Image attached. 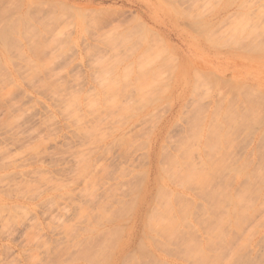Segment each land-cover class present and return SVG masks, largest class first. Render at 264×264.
Returning a JSON list of instances; mask_svg holds the SVG:
<instances>
[{
  "label": "rangeland",
  "instance_id": "374dc122",
  "mask_svg": "<svg viewBox=\"0 0 264 264\" xmlns=\"http://www.w3.org/2000/svg\"><path fill=\"white\" fill-rule=\"evenodd\" d=\"M209 49L262 81L210 73ZM157 127L209 179L161 196L176 227L147 242L133 199ZM205 205L228 209L223 238ZM126 240L121 264H264V0H0V264H113Z\"/></svg>",
  "mask_w": 264,
  "mask_h": 264
},
{
  "label": "bare ground",
  "instance_id": "6f19581e",
  "mask_svg": "<svg viewBox=\"0 0 264 264\" xmlns=\"http://www.w3.org/2000/svg\"><path fill=\"white\" fill-rule=\"evenodd\" d=\"M141 95V94H140ZM141 96H143V94L141 95ZM141 96H139V98L140 99H142L141 98ZM143 97H145V96H143ZM172 108H173V106L171 105V109H170V111L172 110ZM130 124H128L127 123V126H129ZM195 129V128H194ZM162 128H156V130L153 132V135L151 136V138L149 139V141H148V148H147V150L144 152V159H145V162H146V165H147V168H146V170L144 171V178H143V184H142V186L138 189V190H136L135 191V195H134V204H135V208L137 207L138 208V214H140V217H141V221H140V223H141V231L143 230V233H144V236L142 235V241L143 240H145V241H147L148 242V236L149 235H147L148 233H156V232H158V231H160V233H163V232H165L166 233V235H168L167 233H168V231H169V229H170V231L169 232H171L172 231V229L173 228H175L176 226H174L173 227V225H175L174 223H171L170 222V224L171 225H167L166 226V222L167 221H163L162 222V220H159L160 218H158V219H156V217H164L165 216V212L166 211H168V212H171V207L172 206H170L169 204H167L165 201V203L163 202V204L161 203V201H159V199L161 198V196L162 195H164L165 194V197H168V196H173V195H179V196H181V197H186V196H189L190 195V192L188 191V189H189V187H191V185H193L192 183H193V181L196 179H201V180H199L200 182V184L201 185H203V184H205L204 185V187L206 188V186H207V184L205 183L207 180H205L204 178H205V176L209 173L208 171H209V168H208V170H206L205 171V173H203V171H204V169H205V165L203 166V164H201L202 166H203V171L201 170L202 169V167H199V169L197 168V172H198V174L196 173V166H197V164H199V163H197L196 165L194 164V161L192 160V158L193 157H190L191 156V151H190V148L192 149V147H189L190 145H188V147L189 148H185V146H184V148H183V145H186V144H183V143H181V144H183L181 147L180 146H178V147H176L175 149H173L172 151H170V152H162L161 151V149H160V147H156V144L158 143V141L159 140H162V136H161V134H162ZM194 131V130H193ZM186 132V131H185ZM200 137H201V135H200ZM197 139V138H196ZM123 144L129 149V150H133L135 147L133 146V144H132V139H131V135L130 134H127L125 137H123ZM187 146V145H186ZM192 146V145H191ZM184 149H186V150H184ZM186 151L188 152V153H186ZM190 151V152H189ZM189 154V155H188ZM188 158H190L192 161H190V159H189V161H188ZM191 163V164H190ZM192 163H193V166H195L194 168L192 167ZM196 163V162H195ZM201 163V162H200ZM200 166V165H199ZM207 169V168H206ZM200 171H202V173L200 172ZM208 172V173H207ZM196 174V175H195ZM200 174V175H199ZM201 174H203L202 176L204 177H202L201 178ZM204 174H205V176H204ZM198 175H199V177H198ZM259 175H262V174H260L259 173ZM259 175H258V178H260L259 177ZM197 176V177H196ZM262 177H263V175H262ZM206 179H209V174H208V178H207V176H206ZM256 180V179H255ZM260 180H263V178L262 179H260ZM203 181V182H202ZM255 182V181H254ZM260 182V181H259ZM207 183H209V181L207 182ZM257 183H258V181H257ZM261 183V182H260ZM209 185V184H208ZM199 188L198 189H202L201 187H200V185L198 186ZM203 187V186H202ZM208 187V186H207ZM205 188H203V190H205V191H207ZM205 191H202L203 193H202V195L204 194V192ZM213 191V190H212ZM200 192V191H199ZM209 193V192H208ZM207 193V194H208ZM169 194V195H168ZM167 195V196H166ZM210 195V194H209ZM209 195H206L207 196V198H208V196ZM170 196V197H171ZM196 196V195H195ZM205 196V197H206ZM235 196V195H234ZM239 196V195H238ZM237 196V197H238ZM227 198V197H229L228 195L227 196H224V198ZM236 197V198H237ZM193 198V200L191 199V201H193L194 202V198L195 197H192ZM223 198V199H224ZM230 198V197H229ZM262 198V197H261ZM190 199V198H189ZM232 199H233V197H232ZM221 199H219V201H220ZM226 200V199H225ZM224 200V201H225ZM189 201V200H188ZM190 201V202H191ZM211 203H212V201H210ZM214 202V201H213ZM227 202V201H226ZM237 202V201H236ZM186 203V202H185ZM189 203V202H188ZM216 203V202H215ZM234 203V202H233ZM232 203V204H233ZM160 204H161V207L165 204V208H164V206L161 208L160 207ZM187 204V203H186ZM186 204H185V208H184V211L186 210V209H188L187 208V206H186ZM189 204H192V203H189ZM206 204H208V203H206ZM220 205V203H218L217 202V205ZM221 204H222V202H221ZM232 204H231V209L233 210V208L235 209V207H234V205L236 206V204H233V206H232ZM209 205V204H208ZM208 205H205V208H209L210 206H208ZM216 204H212V206H217ZM223 206H217L218 207V211H220V210H222V209H225V205L224 204H222ZM229 205V204H228ZM227 205V206H228ZM241 205V203L239 204V208L241 207L242 208V206H240ZM170 208V211L167 209L168 207ZM211 206V208H213ZM217 207L214 209L213 208V210H215V211H213L211 208H209L210 209V211L212 210L213 212H214V214L213 215H216L215 214V212H216V210H217ZM222 207V208H221ZM238 208V204H237V209H235V210H233V212H231L232 210L230 209L229 211H230V213H235L236 212V210H238L239 209ZM240 208V209H241ZM160 209H162L161 211H160ZM166 210V211H165ZM191 210V209H190ZM203 210V209H202ZM205 210V209H204ZM242 210V209H241ZM182 213H180L182 216H185L186 214L182 211V209L180 210ZM208 211V214L210 215L211 214V216H212V213H210L209 212V210H207ZM227 211H228V209H227ZM227 211H224L223 210V212H225V214H228V213H226ZM163 212H164V214H163ZM186 212V211H185ZM187 212H188V210H187ZM189 212H191V211H189ZM189 212H188V214H189ZM237 212H239V211H237ZM161 213H162V215H161ZM221 213V212H220ZM138 214L137 215H135V217H137L138 216ZM185 214V215H184ZM224 213H221L220 215L219 214H217L216 215V217H217V219L214 217H212V218H209L208 220L209 221H212L213 220V222H209L210 224L211 223H213V224H211V226H210V230H212V231H214V225H215V227L218 225V228H220L221 226H222V224L224 223V220H223V218L225 219V217L224 216H222L223 218H221V215H225ZM160 215V216H159ZM221 218L220 220H218L219 219V217ZM226 216V215H225ZM190 217V216H189ZM207 217H208V215H207ZM229 217V216H228ZM234 218V217H233ZM232 218V219H233ZM236 218H238V217H236ZM182 219L184 220V219H186L185 217H182ZM218 220V221H217ZM223 220V221H222ZM227 220H229V218L227 219L226 218V223H229V221H227ZM231 220V219H230ZM235 220V219H234ZM232 221V220H231ZM216 222V223H215ZM235 221H233L232 223H234ZM220 223H222L221 224V226H220ZM235 224H238V220L236 221V223ZM212 225H213V228H212ZM227 225V224H226ZM166 226V227H165ZM220 226V227H219ZM224 226H225V223H224ZM224 226H223V228H224ZM170 227V228H169ZM167 230H166V229ZM217 228V227H216ZM222 228V227H221ZM219 229L218 231L215 229V232H217V233H215V232H212L211 233V231L209 230V228H208V234L209 233H211V234H209V236H213L214 238H218L219 239V237H220V235H221V237L220 238H223V236H222V234L223 235H225V232H224V229L222 228V229ZM221 230V231H220ZM214 233V234H213ZM218 235V236H217ZM165 236V235H164ZM216 236V237H215ZM166 237H168L169 238V235L168 236H166ZM212 237V238H213ZM130 238V237H129ZM128 238V239H129ZM210 240H212V239H208V238H206V240H205V242L206 243H204L203 244V248L205 247L206 249H205V252H207V247H206V245L207 246H209V243H211V241ZM215 241H216V239H214ZM144 241V242H145ZM204 241V240H203ZM213 241V240H212ZM214 241V242H215ZM130 243V242H129ZM184 243H186V241L184 242ZM188 243V242H187ZM208 243V244H207ZM212 244V246L215 244V243H211ZM128 245V242H127V240L125 241V242H123L122 244H121V246L120 245H117V247H115L116 248V250L117 251H120L119 252V255L117 256V258L114 260V262H113V264H121V262H122V258H123V254H124V252L127 250V248L126 247H128L127 246ZM195 245H196V247H195ZM200 245V246H199ZM199 247H201V244L200 243H197V242H194V248L195 249H197V251H199ZM215 248H216V246H214ZM220 248V246L219 245H217V249H219ZM209 249H211V247H209ZM214 249V248H213ZM115 250V249H114ZM215 251V250H214ZM219 251V250H218ZM189 252V251H188ZM200 252V253H199ZM197 254V260H199V261H201L202 262V260L204 259V261L205 262H202L201 264H203V263H209V264H217L216 263V261L217 260H219L218 261V264H221V262H223L224 260H220V259H216V260H214L213 262L211 261V255H209L208 253L206 254V253H204L203 252V250H201V251H199ZM201 252H203V253H201ZM217 252V251H216ZM200 254H201V260L199 259L200 257ZM122 256V257H121ZM205 256V257H204ZM203 257V258H202ZM215 257V256H214ZM114 258H115V256H114ZM113 258V259H114ZM216 258H218V257H216ZM163 261V260H162ZM198 261V262H199ZM207 261H209V262H207ZM162 263V262H161ZM200 263V262H199ZM224 264H225V262H223ZM227 263V262H226Z\"/></svg>",
  "mask_w": 264,
  "mask_h": 264
},
{
  "label": "crops",
  "instance_id": "0c3cea01",
  "mask_svg": "<svg viewBox=\"0 0 264 264\" xmlns=\"http://www.w3.org/2000/svg\"><path fill=\"white\" fill-rule=\"evenodd\" d=\"M205 56L210 62L209 68H206V70L210 73L225 76L231 80H253L256 83H260L262 81V72H256L247 68L248 63L244 61L240 64L237 59H234L235 57H231L227 53L209 49V53ZM250 62L251 64L253 63V61Z\"/></svg>",
  "mask_w": 264,
  "mask_h": 264
}]
</instances>
